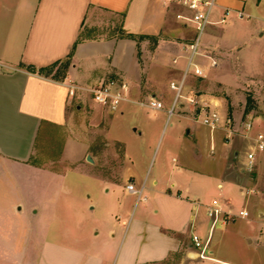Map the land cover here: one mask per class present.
<instances>
[{"label":"crops","instance_id":"obj_1","mask_svg":"<svg viewBox=\"0 0 264 264\" xmlns=\"http://www.w3.org/2000/svg\"><path fill=\"white\" fill-rule=\"evenodd\" d=\"M178 13L189 11L175 0H0V264H264V150L253 146L264 93L245 112L238 87L264 80V0H213L194 58L202 75L188 69L167 117L196 35ZM65 62L61 75L39 71ZM108 77L129 95L100 126L105 108L68 90ZM149 97L163 108L138 103ZM248 151L251 171L238 173ZM78 179L83 206L57 201L56 186ZM213 204L229 219L210 218Z\"/></svg>","mask_w":264,"mask_h":264},{"label":"built area","instance_id":"obj_2","mask_svg":"<svg viewBox=\"0 0 264 264\" xmlns=\"http://www.w3.org/2000/svg\"><path fill=\"white\" fill-rule=\"evenodd\" d=\"M177 3L184 6L189 13L183 14L178 13L176 17L181 19L183 23H190L194 26L196 30V35L192 42L184 45V49L187 52V66L183 71L181 79L179 82H170V88L174 90V97L170 108L167 109V117H170L174 112L175 106L179 104V98H182V90L184 86V79L188 73V69L192 68V72L195 75L201 76L202 71L199 66L195 63L194 58L199 54V36L205 30V28L211 23V12L213 7V0H175ZM228 10L224 12L221 16L219 22H224L226 16L228 15ZM240 16V12H238ZM77 92L87 93L89 98L96 102L97 104L104 107L109 112H116L119 109V106L122 102L128 99L129 95V85L128 83L119 77H108L105 80L99 82L96 85L92 86H70L68 90L69 96L73 97ZM189 102L196 103L193 98L187 99ZM141 106L159 110L163 108L161 101L149 97L146 100H141L138 102ZM199 114H202L201 123L209 126L211 129L215 128L218 121L217 112L213 111L208 105H199ZM229 121V120H227ZM245 130L251 128V123L246 121L243 123ZM254 146L258 150H264V137L262 135H257L254 138ZM254 160V151H249L246 153V165L248 169L252 168ZM125 188L128 192L134 194L137 199L142 197V187H136L132 182H128L125 185ZM220 209L216 204L208 206L206 209V214L213 218L220 214ZM246 215L245 211H240L239 216ZM221 219L225 222L229 219V213H221ZM191 242L196 249H203V240L197 234L191 235Z\"/></svg>","mask_w":264,"mask_h":264},{"label":"rangeland","instance_id":"obj_3","mask_svg":"<svg viewBox=\"0 0 264 264\" xmlns=\"http://www.w3.org/2000/svg\"><path fill=\"white\" fill-rule=\"evenodd\" d=\"M256 2V0H250V4L254 5V3ZM247 20V18H246ZM252 18H250L248 21H251ZM235 26H233L234 28ZM262 41H264V36H262ZM232 59H235V57H230ZM61 65L57 66V67H53L52 71L50 73H53L54 75L58 76L61 75L62 73V69H61ZM233 70H236V72L239 71V67L237 65H235L234 67L232 66ZM241 85V86H240ZM238 87H240L241 91L243 92V94L245 95V106H244V111L247 112L251 109H253V107H256V94H262L264 93V80L261 82H251V81H245V82H240ZM256 93V94H255ZM148 115H145L146 121L151 122L155 117H154V111L152 110H147ZM100 114H101V124L100 126L105 125V121L107 120L108 114L109 112L106 111L105 109H100ZM228 116H230V114H228ZM144 117V116H143ZM261 121L260 118L256 119V123H259ZM114 124V123H113ZM238 133V131H237ZM77 134L81 135V140L83 139V130H79L77 132ZM257 135H262L264 136L263 133H256L255 136ZM53 144L55 145H59L62 140L63 137H61L59 134H52V138H51ZM43 142L42 140V135L39 137V143ZM254 146V145H253ZM116 147L115 149L117 150L118 154H122V149ZM258 150V149H257ZM249 152V151H248ZM74 155H80V158H83V146H75L74 151H73ZM83 161V159H82ZM116 165V164H114ZM66 166H70V164H66ZM238 169H236V171L238 173L244 171V172H250L251 169H248L246 162H239L237 164ZM241 168V169H240ZM115 169V166L114 168ZM242 170V171H241ZM56 198L57 201L59 202H64V201H69L71 203L74 204H80L83 206V179H78L77 181L72 180L64 181L63 184L61 186H56ZM231 215V214H230Z\"/></svg>","mask_w":264,"mask_h":264},{"label":"trees","instance_id":"obj_4","mask_svg":"<svg viewBox=\"0 0 264 264\" xmlns=\"http://www.w3.org/2000/svg\"><path fill=\"white\" fill-rule=\"evenodd\" d=\"M67 65H68V62H65V63L62 64V66H61V69H62L61 71L62 72L65 70V68L67 67ZM51 70H52V67H47V68H41V69H39L40 72H45V73H49V72H51Z\"/></svg>","mask_w":264,"mask_h":264},{"label":"water","instance_id":"obj_5","mask_svg":"<svg viewBox=\"0 0 264 264\" xmlns=\"http://www.w3.org/2000/svg\"><path fill=\"white\" fill-rule=\"evenodd\" d=\"M86 160L89 161V162H92V159L89 155L86 156Z\"/></svg>","mask_w":264,"mask_h":264}]
</instances>
